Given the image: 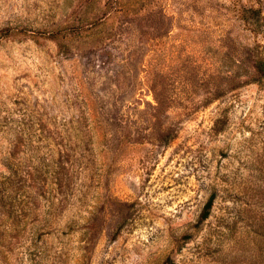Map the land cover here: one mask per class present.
Listing matches in <instances>:
<instances>
[{
  "label": "rangeland",
  "instance_id": "obj_1",
  "mask_svg": "<svg viewBox=\"0 0 264 264\" xmlns=\"http://www.w3.org/2000/svg\"><path fill=\"white\" fill-rule=\"evenodd\" d=\"M259 60L264 0H0V264H264Z\"/></svg>",
  "mask_w": 264,
  "mask_h": 264
},
{
  "label": "trees",
  "instance_id": "obj_2",
  "mask_svg": "<svg viewBox=\"0 0 264 264\" xmlns=\"http://www.w3.org/2000/svg\"><path fill=\"white\" fill-rule=\"evenodd\" d=\"M256 64H258V70L264 72V69L262 68V65H263V61L259 60L256 62ZM214 199L215 197L212 195L211 198L209 199L208 203L206 204V207H205V210L201 216V220L202 221H205L209 218L210 216V213H211V208L214 204Z\"/></svg>",
  "mask_w": 264,
  "mask_h": 264
}]
</instances>
